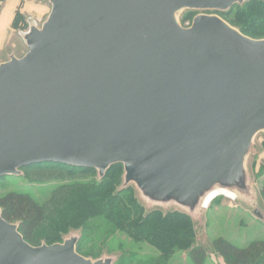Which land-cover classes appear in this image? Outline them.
<instances>
[{
  "label": "water",
  "instance_id": "95a60500",
  "mask_svg": "<svg viewBox=\"0 0 264 264\" xmlns=\"http://www.w3.org/2000/svg\"><path fill=\"white\" fill-rule=\"evenodd\" d=\"M45 1L25 55L0 64V179L56 163L101 180L122 165V188L149 210L200 223L228 193L264 221L248 168L264 134V39L217 14L251 0ZM185 12H198L189 27ZM19 227L0 208V264L117 260L80 255L77 233L34 247Z\"/></svg>",
  "mask_w": 264,
  "mask_h": 264
},
{
  "label": "trees",
  "instance_id": "16d2710c",
  "mask_svg": "<svg viewBox=\"0 0 264 264\" xmlns=\"http://www.w3.org/2000/svg\"><path fill=\"white\" fill-rule=\"evenodd\" d=\"M197 14L188 12L181 18L182 23ZM217 14L245 36L264 39V1L251 0ZM13 25L17 30L28 26L20 13L16 14ZM22 172L30 182L61 181L45 202L23 191L0 196L3 218L19 224L20 233L34 247L63 243L70 234L77 233L80 255L97 260L106 250L117 258L114 264H134L136 260L140 261L138 264H171L178 253L185 252L199 264L206 259V250L197 244L193 219L178 210L147 209L134 186L122 188V165L112 166L101 180L94 169L56 163L29 166ZM258 199L264 215V182L259 187ZM117 237H124L127 242L117 241L108 250L97 242L98 239L120 240ZM89 238L99 247L87 249ZM151 248L157 251L156 256L142 255ZM211 248L225 264H264V237L243 247L219 238Z\"/></svg>",
  "mask_w": 264,
  "mask_h": 264
},
{
  "label": "rangeland",
  "instance_id": "374dc122",
  "mask_svg": "<svg viewBox=\"0 0 264 264\" xmlns=\"http://www.w3.org/2000/svg\"><path fill=\"white\" fill-rule=\"evenodd\" d=\"M12 1L13 0H0V64L8 61L9 56L12 54H15L17 57L25 55L27 48L22 39V34L28 32L30 20L34 21L38 26H41L47 19V16L44 17L28 8L29 2L35 1L36 4H39L43 3L42 0ZM12 3L15 4V6ZM43 4L46 5L47 3ZM35 6L33 7L38 9ZM17 13L23 15V20L28 25L25 30L14 29L13 24ZM186 14H188V12H185L182 18ZM193 19L194 18L185 21L184 24L182 23L183 26H191ZM248 168L252 175L254 186L258 191L259 187L264 182V134L258 135L255 140V150L249 160ZM39 174L43 175L41 173ZM43 180H45V178ZM60 183L61 181L59 180L30 182L24 175L19 177H6L0 179V196L13 191H23L30 193L38 201L45 202L49 199L55 187ZM195 224L197 244L198 246H202L207 252L206 259L202 264H225L223 259L212 253V243L219 238H223L237 246L243 247L257 238L264 237V221L257 218L253 210L234 199L232 195L230 197L226 195H222L221 197L218 196V198L206 209L202 221H200V223L195 222ZM117 238L120 240L112 238L113 240L111 239V242H109L98 239L97 242L104 244L107 250L110 246L116 244L117 241L127 242L124 237ZM89 240H91V238H89ZM86 247L87 249H94L99 246L98 243L92 239L87 242ZM155 251L156 250L153 248L145 249L142 255H150L153 257L157 255V251ZM103 256H113V254L105 250L99 258ZM91 259L95 260L94 258ZM139 262L140 261L136 260L134 264H138ZM123 264L130 263L125 262ZM171 264H199V262L192 258L188 252H185L178 253Z\"/></svg>",
  "mask_w": 264,
  "mask_h": 264
},
{
  "label": "crops",
  "instance_id": "0c3cea01",
  "mask_svg": "<svg viewBox=\"0 0 264 264\" xmlns=\"http://www.w3.org/2000/svg\"><path fill=\"white\" fill-rule=\"evenodd\" d=\"M16 1H18V0H16ZM12 2H15V0H13ZM42 2L47 3L46 5H48V6L44 5L43 3L36 4L35 1H32V2H29L28 8H30L31 10L35 11L36 13H38L44 17H46V16L48 17V15L50 13V5L45 0H42ZM31 3H33V4H31ZM35 4H36V6H35ZM13 5L15 6V4H13ZM33 6L37 7L38 9H35Z\"/></svg>",
  "mask_w": 264,
  "mask_h": 264
},
{
  "label": "bare ground",
  "instance_id": "6f19581e",
  "mask_svg": "<svg viewBox=\"0 0 264 264\" xmlns=\"http://www.w3.org/2000/svg\"><path fill=\"white\" fill-rule=\"evenodd\" d=\"M217 194H219V193H215L212 197H210V198L208 199V201H207V203L209 202V203H208V207H209V206L211 205V203L214 201L213 198H214ZM224 195L229 196V197L231 196V195L228 194V193H224ZM221 196H222V195L220 194V197H221ZM217 198H218V197H217ZM217 198H216V199H217ZM212 199H213V200H212ZM216 199H215V200H216ZM211 200H212V201H211ZM208 207H207V208H208Z\"/></svg>",
  "mask_w": 264,
  "mask_h": 264
}]
</instances>
